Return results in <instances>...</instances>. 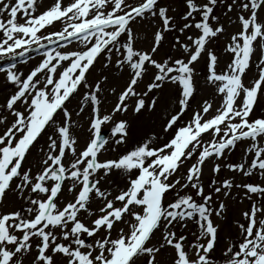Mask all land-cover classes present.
Instances as JSON below:
<instances>
[{"label": "snow or ice", "instance_id": "snow-or-ice-1", "mask_svg": "<svg viewBox=\"0 0 264 264\" xmlns=\"http://www.w3.org/2000/svg\"><path fill=\"white\" fill-rule=\"evenodd\" d=\"M181 2L176 13L163 0H53L42 11V0H0V264H264V0ZM221 6L239 25L223 68ZM144 22L153 30L140 36ZM98 63L123 83L104 71L89 80ZM200 80L213 97L193 108ZM238 143L243 156L229 162ZM114 174L126 182L112 190ZM234 187L249 207L217 257L213 217ZM9 196L16 206L2 210ZM189 224L192 241L179 231Z\"/></svg>", "mask_w": 264, "mask_h": 264}, {"label": "rangeland", "instance_id": "rangeland-1", "mask_svg": "<svg viewBox=\"0 0 264 264\" xmlns=\"http://www.w3.org/2000/svg\"><path fill=\"white\" fill-rule=\"evenodd\" d=\"M53 0H42V5L40 7V10H44V7L52 4ZM227 2H231V0H227ZM163 3L165 4H170L172 7H174L176 9V13H181L182 12V2L181 0H163ZM226 11V8L221 6L217 9V14L221 16L222 18V22L225 25V29L226 32L223 36H221L219 38V40L213 45V47L215 49H217V54L220 56V68H223L225 66V64L229 61V57L227 55H225L223 53V48L225 43L227 42V39L229 37L230 34L236 32L239 29V25L238 23L236 24H230L228 23V19L229 17H231L233 20L236 19V13L232 12L229 13L228 16H224L223 13ZM170 15H174V13L170 12ZM134 30L140 35L143 36L145 32H150L152 29V26L150 24H148L147 22H144L143 24H137L134 25ZM60 28V25L57 24L55 28H49V31H54V30H58ZM175 34H170L168 36V41H171L173 39V36ZM139 46H147L146 44L144 45H139ZM168 48V43H165V48L162 49V53L163 51H166ZM26 66V65H25ZM25 66H23V70L27 71L28 67L31 66L27 65V67L25 68ZM197 68L201 70V72L203 73L204 71V65H203V61H201L200 64L197 65ZM101 71H104L105 74H108L110 76V79L113 81L114 84H122L123 83V78H121L120 74L116 71H109V70H102L101 69V65L98 63L96 65V70L92 73V75L89 77V80H92L94 78H96ZM255 68H253V70L251 72H249L247 74V77L245 78V83H248L249 80H251V78L253 77V75L255 74ZM199 88H198V92L195 96V99L192 101V107L196 108L197 104L199 102H201L203 99H211L213 97V91L210 87L204 85L203 81L200 80L199 81ZM79 101V97H77L76 99L72 100V103L69 105L70 108L75 109L77 107ZM110 107V105H108ZM256 114L257 115H264V102L261 103L260 107L256 109ZM189 117L188 115H186L184 117L185 120H187ZM73 119H76V117L74 116ZM84 119H87V117L85 116ZM155 123V122H153ZM156 131H159V126L157 125L155 128ZM105 131L108 134L107 129H105ZM77 134L80 137V143L83 144L85 139L87 138V131H78ZM166 138V137H162ZM245 145L243 143H238L236 148L234 149L233 153H231L228 156V160L229 162H239L243 156V149H244ZM123 150V149H121ZM115 155V153L112 152H107L104 154L103 158H111ZM30 160H35L38 159V157L36 156L35 153H33L32 157H29ZM210 168H211V163H206L205 167H204V175L202 177L203 182L206 186V191H207V185L210 182V179L212 178L211 176V172H210ZM220 179L223 178H233V174L230 173L227 169H223L221 174H220ZM126 182L125 178L119 174H114L111 175L110 177L107 178V182L105 184V187L114 190L116 186L119 187H123V184ZM235 182L236 183H241V182H249L248 178L245 177H241L239 175L235 176ZM252 182H259L258 181V177H252ZM61 199L64 202H67L69 199H71V195L70 194H63ZM216 199V197L214 196V200ZM221 200L224 201V203L226 204V210L225 212L220 216V217H213L214 220V224L218 225V239H217V244H216V256L219 257L221 255V253L223 252V250L230 244L232 243L234 240H238L239 239V232L237 229V221L243 222L242 219V212L245 211L248 207H249V201H247L246 199L243 198V192L239 189H236L235 187L231 190V197H220ZM219 201H217L218 203ZM98 202H94L92 207L96 208ZM16 206V204L13 201V198L11 196H9L8 198V202H7V206L6 208L2 209V210H11L12 208H14ZM179 231H183V233L188 236L189 241L194 240V236L192 235V233L196 232L197 229L194 225L189 224L188 228L186 229H182ZM27 264V262H26ZM222 264V262H221Z\"/></svg>", "mask_w": 264, "mask_h": 264}, {"label": "bare ground", "instance_id": "bare-ground-1", "mask_svg": "<svg viewBox=\"0 0 264 264\" xmlns=\"http://www.w3.org/2000/svg\"><path fill=\"white\" fill-rule=\"evenodd\" d=\"M37 62V60L34 58L32 61H31V64H35ZM27 67V65L25 66V68ZM24 69V68H23ZM22 69V70H23ZM6 95V91L4 89V85H3V78L0 77V102L3 101V98L4 96Z\"/></svg>", "mask_w": 264, "mask_h": 264}]
</instances>
